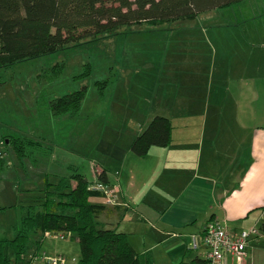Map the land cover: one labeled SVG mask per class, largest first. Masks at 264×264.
<instances>
[{
    "label": "rangeland",
    "instance_id": "rangeland-1",
    "mask_svg": "<svg viewBox=\"0 0 264 264\" xmlns=\"http://www.w3.org/2000/svg\"><path fill=\"white\" fill-rule=\"evenodd\" d=\"M250 38L255 41L252 42L256 52L264 51V0H244L194 19L161 26H134L0 69V152L8 163L5 171L0 172V209L4 208L0 210V239L17 235L31 206L40 210L47 174L50 182H54L71 177L76 170L90 180V169L97 162L117 171L120 160L124 159V150L140 128L144 130L150 123L144 121L147 107L170 104L177 113V104L186 102L188 96L197 105L201 101V116L189 123L178 116L173 119L174 135L197 133L198 138L205 117L210 120L214 116L208 108L210 95L213 104L218 78L211 72L213 53L226 57L220 63L223 69L229 68L231 52L247 49L244 41L251 42ZM239 41L241 48L235 45ZM57 64L64 66L63 71L50 81L46 72ZM105 81L110 84L102 97L99 87ZM83 86L87 87L88 94L76 121L69 120L68 116L53 117L45 106L36 104L38 96L44 95L46 101H51ZM136 106L140 109L137 118L130 115ZM121 107L129 111V124H125ZM211 127L209 122L203 131L209 132ZM13 136L29 138L42 147L20 161L8 146ZM143 159L137 161L145 165V171L157 162L155 156ZM160 182L153 191L157 194L165 191ZM117 195V205L109 206L103 201L105 208L120 206L122 201ZM103 217L98 215L97 221L102 227L111 228L107 224L112 223L106 224ZM127 221L120 223V228L127 226ZM32 238L37 239L36 235ZM33 252L34 249L28 250L25 260ZM39 252L65 256L69 264H78L80 260L76 240L61 239L51 233L45 237Z\"/></svg>",
    "mask_w": 264,
    "mask_h": 264
},
{
    "label": "crops",
    "instance_id": "crops-1",
    "mask_svg": "<svg viewBox=\"0 0 264 264\" xmlns=\"http://www.w3.org/2000/svg\"><path fill=\"white\" fill-rule=\"evenodd\" d=\"M250 40L244 41L248 50L231 52L229 64L224 63L229 68L223 69L220 63L226 57L213 53L211 72L218 78L213 104L210 95L208 108L214 116L203 121V130L210 122L209 132L202 130L198 138L197 133H181L179 137L172 133L171 145L152 148L144 159L131 152L133 140L115 172L95 163L122 201L119 207L102 211L106 224L112 223L107 229L127 234L132 247L138 253L149 252L154 264H193L196 258L204 259L205 247L192 250L191 237L201 234L211 221L240 230L260 220L264 210V51L256 52L255 41ZM235 45L241 48L240 41ZM186 100L177 104V113L170 104L147 107L144 121L162 116L173 125L177 116L184 123L201 116V101L197 105L189 96ZM123 109L125 124H129V111ZM135 109L130 115L137 118L140 109ZM142 132L140 128L136 137ZM197 153L199 160L195 162ZM150 156L157 162L145 171V165L137 160ZM90 174L93 181L91 169ZM161 180L165 191L160 195L153 191ZM91 201L104 205L101 197ZM126 219L128 225L120 228ZM248 253L247 264H264V235L251 240Z\"/></svg>",
    "mask_w": 264,
    "mask_h": 264
},
{
    "label": "trees",
    "instance_id": "trees-1",
    "mask_svg": "<svg viewBox=\"0 0 264 264\" xmlns=\"http://www.w3.org/2000/svg\"><path fill=\"white\" fill-rule=\"evenodd\" d=\"M242 1L0 0V69L57 53L85 39L120 33L123 29L142 24L161 26L190 20ZM63 68L61 64L49 68L46 77L50 81L56 79ZM108 84L110 82L105 81L99 87L100 96H104ZM87 94L88 89L83 86L51 101H46L44 95L38 96L36 104L45 106L53 117L68 116L69 120L76 121ZM172 133L171 121L157 116L134 139L130 150L137 157L144 158L154 147L171 145ZM8 146L13 148L20 161L42 147L41 143L22 136L11 137ZM7 166L4 153L0 152V172H4ZM99 177L106 183L104 172ZM92 182L76 170L71 177L54 182H50L47 174L40 210L31 206L22 219L17 235L0 239V264H30L25 261V254L31 249L39 252L50 233L69 236L78 242V264H154L149 252L138 253L132 247L127 234L104 228L97 221L105 206L91 201L93 197H100L89 190ZM260 230L264 234V224L260 225ZM34 235L37 239L32 238ZM193 264L206 262L196 258Z\"/></svg>",
    "mask_w": 264,
    "mask_h": 264
},
{
    "label": "built area",
    "instance_id": "built-area-1",
    "mask_svg": "<svg viewBox=\"0 0 264 264\" xmlns=\"http://www.w3.org/2000/svg\"><path fill=\"white\" fill-rule=\"evenodd\" d=\"M94 180L89 186V190L98 193L106 205L116 206L118 192L116 187L100 180L101 169L98 164L91 167ZM264 224V210L261 214L259 225L240 230L231 229L226 223L219 221L209 222L201 234L192 235L191 249L198 251L201 246L205 247L202 253L206 264H247L249 259L248 247L252 239L260 238L264 234L260 230V225ZM61 239L69 236H59ZM231 260V262H230ZM30 264H68L65 256H50L46 253L34 251L28 259Z\"/></svg>",
    "mask_w": 264,
    "mask_h": 264
},
{
    "label": "water",
    "instance_id": "water-1",
    "mask_svg": "<svg viewBox=\"0 0 264 264\" xmlns=\"http://www.w3.org/2000/svg\"><path fill=\"white\" fill-rule=\"evenodd\" d=\"M7 143H8V141H7Z\"/></svg>",
    "mask_w": 264,
    "mask_h": 264
}]
</instances>
